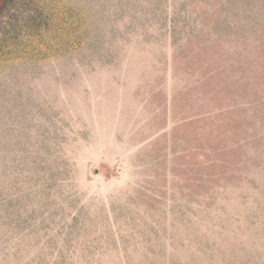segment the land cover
I'll return each mask as SVG.
<instances>
[{
	"label": "rangeland",
	"instance_id": "374dc122",
	"mask_svg": "<svg viewBox=\"0 0 264 264\" xmlns=\"http://www.w3.org/2000/svg\"><path fill=\"white\" fill-rule=\"evenodd\" d=\"M0 264H264V0H0Z\"/></svg>",
	"mask_w": 264,
	"mask_h": 264
}]
</instances>
